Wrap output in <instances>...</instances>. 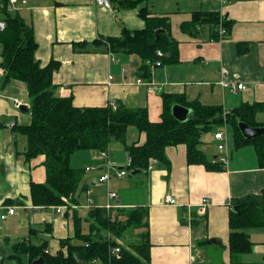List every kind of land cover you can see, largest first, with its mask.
Listing matches in <instances>:
<instances>
[{
    "label": "crops",
    "instance_id": "obj_1",
    "mask_svg": "<svg viewBox=\"0 0 264 264\" xmlns=\"http://www.w3.org/2000/svg\"><path fill=\"white\" fill-rule=\"evenodd\" d=\"M107 1L110 7L98 4L97 0H16L15 3L9 0L8 11L19 15L33 29L40 64L44 67L52 61L60 63L53 75L58 97L72 96L78 108L109 105L115 109L117 105L146 108L152 123L161 122L164 93L225 110L244 103H264V0H145L131 9L122 8L120 0ZM145 9L150 17L168 19L171 36L177 43L174 62L152 66L148 78L143 75V62L137 54L113 50L107 43L109 38L121 37L124 30L144 29L146 21L141 12ZM197 11L219 16L220 21L230 25L229 30L220 36L216 32L219 26L214 30L206 22L193 30L188 23ZM0 49L1 68V46ZM3 72L0 76V207L1 212H6L8 207L16 209L6 219L0 217V252L4 258L13 254L18 243L41 246L47 242V254L67 255L64 242L75 237L76 215L82 222L80 214L85 211L84 220L91 228L89 209L114 204L112 216L117 209L148 211L149 227L135 230L139 237L136 244L125 245L116 239L120 245L132 249L142 243V234L148 231V264L230 262L229 219L234 202L264 192V168L259 165L256 150L252 145L236 148L231 125L226 122L223 126L229 153L226 165L219 160L222 154L214 139V134L222 129L203 137L202 150L213 166L210 169L189 165L187 147L179 145L166 149L168 163L153 160L147 171L131 176L132 171L127 170L122 178L114 175L107 186L97 181L108 168L126 167L130 156L124 146L112 143L106 159L93 150L74 153L71 166L85 173L77 202L71 208L64 206L59 213L54 207L39 208L32 204L31 183L46 181L44 157L26 161L27 138L14 128L31 123V100L26 84L7 81ZM223 82L244 84L245 88L233 92ZM258 121L264 122V113L258 115ZM145 142V133L129 128V145L141 146ZM109 191L117 194L115 201L109 199ZM167 196H172L177 205L167 204ZM69 213L73 214V237ZM119 219L124 221L126 217L122 215ZM245 231L254 246L250 254L239 259L245 263H264V228ZM72 244L78 245L80 241L73 239ZM5 264L18 263L8 260ZM23 264H30L28 256L23 257Z\"/></svg>",
    "mask_w": 264,
    "mask_h": 264
},
{
    "label": "trees",
    "instance_id": "obj_2",
    "mask_svg": "<svg viewBox=\"0 0 264 264\" xmlns=\"http://www.w3.org/2000/svg\"><path fill=\"white\" fill-rule=\"evenodd\" d=\"M143 1L145 0H120L119 4L122 8L131 9ZM8 3L9 0H0V15L6 22V29L0 32L3 59L1 68L5 71L7 81L26 84L32 115L29 125L16 126L14 129L27 138L26 161L44 157L43 166L46 169V181L32 182L30 186L31 200L35 207L71 208L77 202L78 190L85 173L84 170L71 166L72 155L81 150L105 152L114 142L122 144L129 154V172L147 171L153 160L168 163L166 149L179 145L187 147L189 165H204L210 169L213 166L202 150L203 137L214 127H223L226 122L234 129L236 148L254 146L259 165L264 168V134L246 139L239 128L240 122L251 127H264V122L258 121V115L264 113V103H244L238 108L225 110L221 106H204L198 101L189 102L177 95L164 93L163 113L159 123L149 120L146 108L129 109L124 105H117L116 109L110 105L101 108H78L74 105L72 96L56 95L53 75L59 69L60 63L52 61L44 67L40 64L36 58L38 43L32 27L19 15H12L7 9ZM141 16L146 21L144 29L124 30L121 37L109 38L107 43L113 50L137 54L143 62V75L148 78L152 66L174 62L177 43L171 36L166 17H150L146 9L142 10ZM205 22L211 24L215 30L220 24L219 16L197 11L193 13L188 25L196 30ZM223 25L228 31L230 25L225 22ZM214 36L217 37L215 32ZM174 105H182L192 110L187 122L180 123L174 118ZM226 111L229 114L225 117ZM130 127L146 134L143 145L127 143ZM115 212L112 216V212L105 208L91 207L88 213L91 228L87 234H82L81 222L76 215L75 237L64 242L68 247L67 255L47 254V242L41 246L18 243L13 247V254L4 255L5 258L0 264L8 263V260L23 264L25 256L29 257L30 264L39 257H43L46 264H148V231L142 234V243L132 246V249L120 245L116 240H121L129 230L148 229V211L136 208L117 209ZM122 215L126 217L124 221L119 219ZM229 227L230 262L218 264H264L245 263L239 259L250 254L254 246L245 230L264 228V192L237 199L230 213ZM73 239L79 240L80 244H72ZM117 246L121 247V253L111 255V249Z\"/></svg>",
    "mask_w": 264,
    "mask_h": 264
},
{
    "label": "built area",
    "instance_id": "obj_3",
    "mask_svg": "<svg viewBox=\"0 0 264 264\" xmlns=\"http://www.w3.org/2000/svg\"><path fill=\"white\" fill-rule=\"evenodd\" d=\"M16 0H10L11 3H15ZM97 3L100 4V5H103L104 7H110V3L109 1L107 0H97ZM220 25L219 27L216 29V32H218V34L220 36H223L227 33V30L226 28L223 26V21L221 20L220 21ZM6 29V22L3 20V18L1 17L0 15V32H3L4 30ZM159 55L162 56V54L159 52L158 53ZM4 72L3 70L0 68V76L3 75ZM222 85L227 88L229 87L230 89H232L231 91L235 92L237 90H243L245 88L244 84H236V83H226V82H223ZM16 106L18 107L19 106V103L16 102ZM115 109V107H113ZM229 114V111H226L224 113V116L226 117L227 115ZM1 126H0V132H1ZM214 139L218 142V150L219 152L222 154V157L219 158L220 162L224 165H226L228 163V160H229V153L227 151V148H226V135H225V131L222 130V131H219L217 133L214 134ZM107 151L105 152H101L100 153V157L102 159H106L107 158ZM131 165V158L129 159V162L128 164L126 165L125 168L123 169H113V168H108L104 173L103 175L99 178V180L97 181L98 184L100 185H109L110 184V181L112 179V177L114 175L118 176L119 178H122L124 176L127 175V167ZM108 196H109V199L111 201H115L118 196L116 193L114 192H111L109 191L108 193ZM165 202L169 205H177V201L172 197V196H167L166 199H165ZM207 201L204 200V204L206 203ZM116 205L114 204H108L107 207H105V209H107L108 211H111L113 208H115ZM56 208L57 212H62L63 211V207H54ZM6 212H1V210H3L2 207H0V217L2 219H6L9 215H13L16 211L15 207H8L6 208ZM121 253V247L120 246H117V247H113L111 249V255H118ZM3 255L2 253L0 252V261L3 260Z\"/></svg>",
    "mask_w": 264,
    "mask_h": 264
},
{
    "label": "water",
    "instance_id": "obj_4",
    "mask_svg": "<svg viewBox=\"0 0 264 264\" xmlns=\"http://www.w3.org/2000/svg\"><path fill=\"white\" fill-rule=\"evenodd\" d=\"M25 107H21V109H24ZM172 114L176 120H178L180 123H185L189 120V117L192 114V110L189 108H186L182 105H174L172 108ZM240 131L244 138L246 139H252L257 136H261L264 134V127H251L246 123L240 122L239 123ZM144 172L143 170H134L131 173V176H134L136 174ZM79 261L81 262V257H78ZM32 264H46L45 259L43 257H39L38 259L34 260Z\"/></svg>",
    "mask_w": 264,
    "mask_h": 264
},
{
    "label": "rangeland",
    "instance_id": "obj_5",
    "mask_svg": "<svg viewBox=\"0 0 264 264\" xmlns=\"http://www.w3.org/2000/svg\"><path fill=\"white\" fill-rule=\"evenodd\" d=\"M17 7V4L13 6V9ZM16 9V8H15ZM0 53H1V49H0ZM220 129H224L222 126H218ZM218 127H214L212 129V131H216L218 130L219 128ZM251 150H253L251 147L249 148ZM74 164V165H73ZM72 165L75 166V163L74 161L72 160ZM126 181V178L124 179ZM84 206V205H82ZM59 207H63V206H59ZM67 208V207H65ZM133 209H136V208H133ZM71 215V220H70V228L72 229L71 233H70V236L73 237V234H74V231H73V214L72 213H69ZM82 217H83V220L81 222V231H82V234H87L89 233L90 231V224L88 222H86L84 220V217H85V211H82L81 214H80ZM121 220V219H120ZM74 230H75V227H74ZM130 238V239H129ZM118 240V239H117ZM121 241L123 242V244L125 245H130V244H136L138 241H139V237L135 234V230H129L127 231L124 236L121 238ZM75 242H78V241H75ZM126 247V246H125Z\"/></svg>",
    "mask_w": 264,
    "mask_h": 264
}]
</instances>
